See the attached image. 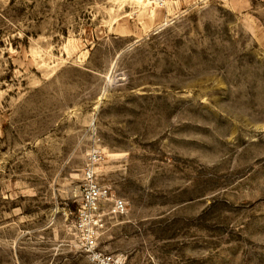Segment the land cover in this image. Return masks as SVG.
I'll use <instances>...</instances> for the list:
<instances>
[{
	"label": "rangeland",
	"instance_id": "obj_1",
	"mask_svg": "<svg viewBox=\"0 0 264 264\" xmlns=\"http://www.w3.org/2000/svg\"><path fill=\"white\" fill-rule=\"evenodd\" d=\"M87 169L103 256L264 264V0H0V264H92Z\"/></svg>",
	"mask_w": 264,
	"mask_h": 264
},
{
	"label": "built area",
	"instance_id": "obj_2",
	"mask_svg": "<svg viewBox=\"0 0 264 264\" xmlns=\"http://www.w3.org/2000/svg\"><path fill=\"white\" fill-rule=\"evenodd\" d=\"M81 191V211H79V221H77V230L85 233V239L82 243L86 252L87 260L92 264H120L111 257H105L95 251L96 249V231L91 226L95 223L93 217L99 209L101 200L107 197V191L101 187L95 180L94 170L87 169L82 175ZM124 210V204L121 200L115 199L112 203L114 214H120Z\"/></svg>",
	"mask_w": 264,
	"mask_h": 264
}]
</instances>
